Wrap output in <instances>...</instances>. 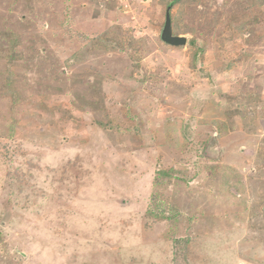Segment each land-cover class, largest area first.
<instances>
[{"label":"rangeland","instance_id":"374dc122","mask_svg":"<svg viewBox=\"0 0 264 264\" xmlns=\"http://www.w3.org/2000/svg\"><path fill=\"white\" fill-rule=\"evenodd\" d=\"M171 1L0 0V264H264V0Z\"/></svg>","mask_w":264,"mask_h":264},{"label":"water","instance_id":"95a60500","mask_svg":"<svg viewBox=\"0 0 264 264\" xmlns=\"http://www.w3.org/2000/svg\"><path fill=\"white\" fill-rule=\"evenodd\" d=\"M161 39L174 46L184 45L187 41L185 35L172 33L170 6L166 10L165 22L161 30Z\"/></svg>","mask_w":264,"mask_h":264},{"label":"trees","instance_id":"16d2710c","mask_svg":"<svg viewBox=\"0 0 264 264\" xmlns=\"http://www.w3.org/2000/svg\"><path fill=\"white\" fill-rule=\"evenodd\" d=\"M176 1H178V0H172L171 2L172 3H174V2H176ZM165 173L168 175V173L165 171Z\"/></svg>","mask_w":264,"mask_h":264}]
</instances>
